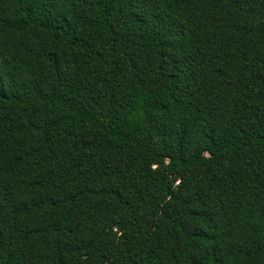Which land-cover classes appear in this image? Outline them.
Masks as SVG:
<instances>
[{"label": "trees", "instance_id": "trees-1", "mask_svg": "<svg viewBox=\"0 0 264 264\" xmlns=\"http://www.w3.org/2000/svg\"><path fill=\"white\" fill-rule=\"evenodd\" d=\"M0 264H264V0H0Z\"/></svg>", "mask_w": 264, "mask_h": 264}]
</instances>
